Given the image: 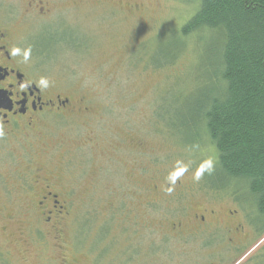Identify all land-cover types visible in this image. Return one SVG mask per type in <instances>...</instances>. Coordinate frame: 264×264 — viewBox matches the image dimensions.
Instances as JSON below:
<instances>
[{
  "label": "rangeland",
  "instance_id": "rangeland-1",
  "mask_svg": "<svg viewBox=\"0 0 264 264\" xmlns=\"http://www.w3.org/2000/svg\"><path fill=\"white\" fill-rule=\"evenodd\" d=\"M67 1L73 6L70 10L61 8L65 10L64 24L28 22L15 27L22 48L31 49L29 60L35 65L36 76L47 78L54 90L65 96L84 98L85 106L92 110L88 118L81 117L59 129L60 145L49 160L50 164L59 163V170L66 169L65 182L68 162L73 159L75 164L81 159V151H70L72 141L88 139L85 153L100 161L96 169L101 178L95 192L99 198L70 204L74 219L62 240L66 256L73 264H232L254 247L240 264H255L252 258L264 253V243H259L264 234L236 257L226 253L223 244L214 242L171 238L164 242L160 234L143 229L142 210H137L134 229L123 217L116 220L117 203L111 197L114 172L119 169L124 174L132 164L151 168L149 174L157 179L155 183L164 178L173 184L169 178L177 177L175 181L184 189L193 188L198 202L204 197L201 192L212 191L205 184L206 162L214 164L217 152L207 138L196 143L191 130L181 129L192 117L190 106L210 87L206 76L211 75L214 59L204 51L202 41L195 36L185 38L180 32L195 13L198 1L63 2ZM46 36L54 38L46 44ZM82 165H75L72 172L80 173ZM90 166L93 171L94 165ZM91 184L94 182L89 181ZM237 191L236 185H231L215 191L218 197L210 199L224 201L232 195L244 199L245 192ZM159 205L173 213V206ZM161 211L152 209L148 216L153 223L160 220ZM16 236L12 228L0 235V264H61L62 254L53 240L21 245ZM129 239L135 240L130 253Z\"/></svg>",
  "mask_w": 264,
  "mask_h": 264
},
{
  "label": "flooded vegetation",
  "instance_id": "flooded-vegetation-1",
  "mask_svg": "<svg viewBox=\"0 0 264 264\" xmlns=\"http://www.w3.org/2000/svg\"><path fill=\"white\" fill-rule=\"evenodd\" d=\"M63 1L0 0V130L3 131L0 135V235L12 228L21 245L51 239L61 251V264H73L62 246L66 229L74 219L70 204L99 198L95 192L101 178L100 170L96 169L100 161L97 163L98 159L85 153L88 139L80 140V143L72 141L74 145L70 146V151L74 154L81 151V159L75 164L73 159L68 162L69 178L65 182L66 169L59 170V163L50 164L49 160L52 151L60 145L57 141L59 129L81 117L88 118L92 110L85 106L84 98L65 96L54 90L50 83L47 88L41 87L34 72L35 65L30 60L24 62L22 56L11 54L14 47L23 50L15 27L28 22L47 26L64 24L62 12L65 10L61 8L70 10L73 3ZM103 156L105 158L104 153ZM82 163L80 173H73L72 168ZM90 164L94 165L95 172L90 171ZM118 170L114 172L111 193L117 203L116 220L123 217L133 229L137 223V210H142L139 213L145 215L141 216L143 229L160 234L162 241L171 238L223 244L225 252L233 257L264 234L255 220V213L239 196L213 201L210 198L218 197L214 194H219L215 192L219 190L210 189L212 191L200 193L204 197L198 202L192 187L184 189L179 182L169 184L164 178L155 183L157 179L149 174L151 168H138L132 164L124 174ZM89 181L94 185H89ZM99 188L102 190V185ZM159 204L173 206V213L169 212L171 208ZM153 208H162L160 220L155 223L148 216ZM127 247L130 253L135 240L129 239ZM255 249L253 247L232 264H240L243 256Z\"/></svg>",
  "mask_w": 264,
  "mask_h": 264
},
{
  "label": "trees",
  "instance_id": "trees-1",
  "mask_svg": "<svg viewBox=\"0 0 264 264\" xmlns=\"http://www.w3.org/2000/svg\"><path fill=\"white\" fill-rule=\"evenodd\" d=\"M197 1L180 32L202 41L214 59L210 87L190 106L192 117L181 129L191 130L196 143L207 138L217 152L205 173L208 188L236 185V194L245 192L264 232V0ZM45 38L48 44L54 37ZM252 259L264 264V253Z\"/></svg>",
  "mask_w": 264,
  "mask_h": 264
},
{
  "label": "clouds",
  "instance_id": "clouds-1",
  "mask_svg": "<svg viewBox=\"0 0 264 264\" xmlns=\"http://www.w3.org/2000/svg\"><path fill=\"white\" fill-rule=\"evenodd\" d=\"M11 54L13 56H22L23 61L24 62H27L29 60L30 56H31V49L28 48V49H23L22 50V49H20L18 47H14L11 50ZM39 84L43 88L49 87V81H48L47 78H43V77L40 78ZM0 135H3V131L2 130H0ZM212 168H213V162L211 160L207 161L206 162V170L209 171V172H211ZM202 171H203V169H202ZM202 171L196 173V175L194 177L196 180H199L201 178ZM176 178L177 177L173 176V177H170L169 179L174 184ZM168 191L171 192L172 189L169 188Z\"/></svg>",
  "mask_w": 264,
  "mask_h": 264
},
{
  "label": "snow or ice",
  "instance_id": "snow-or-ice-1",
  "mask_svg": "<svg viewBox=\"0 0 264 264\" xmlns=\"http://www.w3.org/2000/svg\"><path fill=\"white\" fill-rule=\"evenodd\" d=\"M177 175H179V173H177Z\"/></svg>",
  "mask_w": 264,
  "mask_h": 264
}]
</instances>
